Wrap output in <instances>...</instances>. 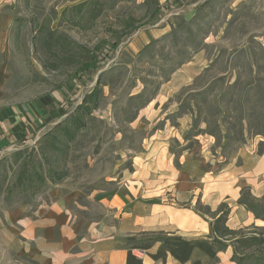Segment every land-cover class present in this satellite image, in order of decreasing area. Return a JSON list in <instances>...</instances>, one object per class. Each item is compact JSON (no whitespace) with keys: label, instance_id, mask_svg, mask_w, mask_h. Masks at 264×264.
Instances as JSON below:
<instances>
[{"label":"rangeland","instance_id":"1","mask_svg":"<svg viewBox=\"0 0 264 264\" xmlns=\"http://www.w3.org/2000/svg\"><path fill=\"white\" fill-rule=\"evenodd\" d=\"M1 13L8 19L0 45V109L47 98L49 113L37 140L31 132L0 148V205L44 200L58 190L96 216L99 206L89 196L111 190L131 171L156 123L140 113L201 53L208 69L174 100L183 98V111L191 105L200 114L196 126L205 125L214 139L209 149L223 158L251 142L263 147V0H13ZM131 26L138 29L124 35ZM118 38L111 52L100 44ZM97 45L95 69L78 72ZM97 81L103 98L84 116L85 127L66 148H45L44 135L74 113ZM50 109L58 112L51 116ZM53 171L62 179L48 177ZM20 178L24 187L17 185Z\"/></svg>","mask_w":264,"mask_h":264},{"label":"crops","instance_id":"2","mask_svg":"<svg viewBox=\"0 0 264 264\" xmlns=\"http://www.w3.org/2000/svg\"><path fill=\"white\" fill-rule=\"evenodd\" d=\"M12 1L0 0V45L8 19L1 9ZM198 56L176 70L140 113L156 123L134 154L131 171L111 190L89 196L99 206L96 216L58 190L44 200L0 205V264H236L233 240L212 227L225 204L229 230L255 235V227L264 228L239 204L243 189L264 198V151L251 142L223 158L209 149L214 139L204 133L205 125L196 126L200 114L191 105L183 111V98L174 100L178 89L189 88L208 69ZM47 104L44 98L0 109V148L23 142L31 132L37 140ZM57 112L50 109L51 116Z\"/></svg>","mask_w":264,"mask_h":264},{"label":"trees","instance_id":"3","mask_svg":"<svg viewBox=\"0 0 264 264\" xmlns=\"http://www.w3.org/2000/svg\"><path fill=\"white\" fill-rule=\"evenodd\" d=\"M83 4L85 3L80 4V6L87 5ZM155 9L156 14L159 9ZM128 23L129 22H126L125 26H129ZM130 28L131 29L124 35H128V33L135 31L136 29H138V26H131ZM59 38L62 39L63 37L60 36ZM47 41L48 42H46V44L50 48H52L53 43H51V41L55 40L50 38ZM118 43L119 38L118 40H115L111 43L103 41L100 44H106L108 46V50L111 52L117 47ZM99 45H97L92 50V52L87 53V56L85 57L84 62L81 63L78 72L84 73L90 69H95L97 64V55L95 54V52L98 50ZM102 98V90L99 87V81H97L96 85L90 90V92L85 94L81 103L75 108L74 113L69 115L62 122L56 124L50 132L44 135L43 141H45V148L50 146L52 149H56L55 144L63 145L66 148L67 144L73 141L79 131H81L85 127L86 124L84 121V116L89 115L93 110L98 109L100 107ZM59 135L61 136V139L58 138ZM263 151L264 144L263 147L258 149V153H261ZM48 177H50L53 181H59L62 179L63 174H56V172L53 171L48 174ZM39 181L40 183L44 182V178L40 176ZM17 185L18 187H24V181L21 178L18 179ZM239 204L243 205L248 211H250L256 219L264 221V198H254L253 196H251L248 190L243 189L241 191ZM198 211L201 214H204L206 210L204 211V209L200 207ZM228 212L229 208L227 207V205H220L217 211V213H219V216L214 220L212 229L219 237L225 240H233L235 254L231 257V260L236 264H243L244 262L250 260L253 261V264H264V228L255 227L253 229V232H251L255 235H247L250 232L246 231L245 229H240L237 231L229 230L225 227V221ZM254 231H258L259 233H256Z\"/></svg>","mask_w":264,"mask_h":264}]
</instances>
